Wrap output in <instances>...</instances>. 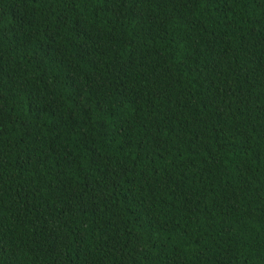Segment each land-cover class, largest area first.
I'll list each match as a JSON object with an SVG mask.
<instances>
[{
  "label": "trees",
  "instance_id": "obj_1",
  "mask_svg": "<svg viewBox=\"0 0 264 264\" xmlns=\"http://www.w3.org/2000/svg\"><path fill=\"white\" fill-rule=\"evenodd\" d=\"M0 264H264V0H0Z\"/></svg>",
  "mask_w": 264,
  "mask_h": 264
}]
</instances>
